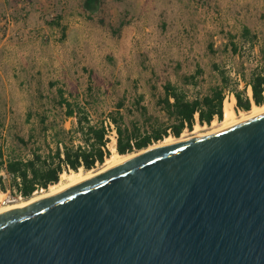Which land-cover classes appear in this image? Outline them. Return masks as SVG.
I'll return each instance as SVG.
<instances>
[{"label": "rangeland", "instance_id": "374dc122", "mask_svg": "<svg viewBox=\"0 0 264 264\" xmlns=\"http://www.w3.org/2000/svg\"><path fill=\"white\" fill-rule=\"evenodd\" d=\"M99 2L0 0V161L27 160L37 149L45 155L59 140L80 142L75 117H65L64 108L56 105L58 88L92 124L109 118L119 102L126 124L141 121L135 109L138 97L146 114L163 124L156 101L165 83L193 98L220 85L219 72H224L229 84L237 82L241 90L237 74L247 73L264 56V0ZM243 27L255 35L253 43L239 38ZM196 69L201 71L197 83L184 84L183 78ZM233 111L245 113L235 102ZM194 126L177 139L209 132L220 121ZM168 137L174 138L169 132ZM115 139L108 140V150ZM101 167L81 170L94 175ZM0 177L1 192H12L2 168ZM45 190L37 189L31 197Z\"/></svg>", "mask_w": 264, "mask_h": 264}, {"label": "water", "instance_id": "95a60500", "mask_svg": "<svg viewBox=\"0 0 264 264\" xmlns=\"http://www.w3.org/2000/svg\"><path fill=\"white\" fill-rule=\"evenodd\" d=\"M0 264H264V115L0 213Z\"/></svg>", "mask_w": 264, "mask_h": 264}, {"label": "trees", "instance_id": "16d2710c", "mask_svg": "<svg viewBox=\"0 0 264 264\" xmlns=\"http://www.w3.org/2000/svg\"><path fill=\"white\" fill-rule=\"evenodd\" d=\"M239 38L247 43H253L256 39L247 27L241 29ZM230 48L233 53L236 52L235 45L231 44ZM214 68L216 69L215 66ZM200 72L196 69L193 75L184 77V84H196ZM219 76L220 85L211 87L203 96L193 98L171 83H165L162 87L163 94L156 101L165 116L163 124L146 114V109L140 106L142 97H138L135 105L142 120L131 121L129 125L120 113L124 107L123 102L117 103L115 112L109 117L115 127V151L120 155L138 152L161 141L168 136V132L178 138L184 130L191 131L195 123L209 125L214 119L220 121L227 92L234 96L236 109L245 113L251 105L260 106L264 103V56L260 57L259 65L255 66L248 76L240 72V79L245 84L241 90H238L237 82L233 86L229 84L230 79L224 72H219ZM50 85L52 86V83ZM248 87L250 96L246 94ZM56 93V105L64 108L65 117H75V133L80 142L75 145L70 138L59 140L55 142L54 148L47 147L45 155L38 153L37 149L31 152V157L27 160L0 161V169L10 177L13 188L19 191L24 199H29L37 189H47L49 185L56 183L63 172L79 169L89 171L97 165H102L110 154L107 148L108 139L105 137L106 130L102 123L92 124L87 113L81 107L74 106L61 89L58 88ZM126 112L131 113L128 109ZM43 130L46 131V128Z\"/></svg>", "mask_w": 264, "mask_h": 264}, {"label": "bare ground", "instance_id": "6f19581e", "mask_svg": "<svg viewBox=\"0 0 264 264\" xmlns=\"http://www.w3.org/2000/svg\"><path fill=\"white\" fill-rule=\"evenodd\" d=\"M250 92V91H249ZM235 102V98L234 97H230V98H225L223 100V104H222V119L220 120V126L216 129H213L209 132L203 133V134H199V135H195V136H191L187 139L184 140H178L177 138H171V137H165L163 138L161 141L154 143L150 146H148L145 149L139 150L136 153H129V154H124V155H120L115 151V140H113V142L110 143L109 146V152H111L109 154V156L104 160V163L102 164L101 170L96 173V174H92L91 172H86L83 173L81 169L77 170V171H70V172H63L60 174L59 176V180L52 184L49 185L48 188L41 194V195H37L34 197H31L23 202L17 203V204H13L10 206H4V207H0V213L7 211L9 209H15V208H22V207H26L28 205H31L41 199H44L46 197H49L51 195H54L64 189H67L73 185H76L82 181H85L97 174H100L104 171H107L113 167H116L118 165H121L129 160H132L140 155H143L145 153L154 151V150H159V149H163V148H167V147H171L174 145H181L184 143H188V142H193L196 141L200 138H203L205 136L211 135L213 133H216L218 131H221L223 129L229 128L231 126H234L236 124H239L243 121L249 120L251 118L257 117V116H261L264 115V103L260 106H256V105H252L251 108L246 112V113H241L238 116L235 115L234 111H233V103ZM198 129L197 126H194V131H196Z\"/></svg>", "mask_w": 264, "mask_h": 264}, {"label": "built area", "instance_id": "2783aa9c", "mask_svg": "<svg viewBox=\"0 0 264 264\" xmlns=\"http://www.w3.org/2000/svg\"><path fill=\"white\" fill-rule=\"evenodd\" d=\"M228 94V92H227ZM102 125L106 130V138L109 140L110 138H114L116 136L115 133V127L112 124V122L110 121V118H105L102 121ZM12 192L8 191L5 194H3L0 190V205H4V204H11V203H18L22 200H24V198L21 196V194L19 193V191H17L15 188H13L11 190ZM1 196H3L4 199H1Z\"/></svg>", "mask_w": 264, "mask_h": 264}, {"label": "crops", "instance_id": "0c3cea01", "mask_svg": "<svg viewBox=\"0 0 264 264\" xmlns=\"http://www.w3.org/2000/svg\"><path fill=\"white\" fill-rule=\"evenodd\" d=\"M257 65H259V64H257ZM256 65V66H257ZM255 67V66H254ZM254 67L253 68H251L247 73H246V70H244V73H246L245 75L246 76H248L249 75V73H250V71L252 70V69H254ZM237 77H238V81H239V83H242L244 86H245V84L241 81V79H240V74H237ZM247 89H250L249 87L247 88ZM246 89V90H247ZM232 97H234L233 95H231Z\"/></svg>", "mask_w": 264, "mask_h": 264}]
</instances>
